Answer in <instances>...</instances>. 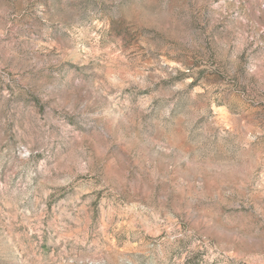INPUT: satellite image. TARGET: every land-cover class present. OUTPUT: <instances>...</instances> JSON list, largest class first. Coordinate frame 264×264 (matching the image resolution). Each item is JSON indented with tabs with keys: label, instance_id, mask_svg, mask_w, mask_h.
Here are the masks:
<instances>
[{
	"label": "rangeland",
	"instance_id": "rangeland-1",
	"mask_svg": "<svg viewBox=\"0 0 264 264\" xmlns=\"http://www.w3.org/2000/svg\"><path fill=\"white\" fill-rule=\"evenodd\" d=\"M0 264H264V0H0Z\"/></svg>",
	"mask_w": 264,
	"mask_h": 264
}]
</instances>
